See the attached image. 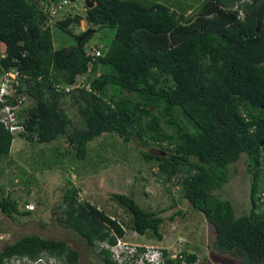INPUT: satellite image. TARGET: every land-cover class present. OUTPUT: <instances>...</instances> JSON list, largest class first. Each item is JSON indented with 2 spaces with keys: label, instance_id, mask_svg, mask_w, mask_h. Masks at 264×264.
I'll use <instances>...</instances> for the list:
<instances>
[{
  "label": "trees",
  "instance_id": "obj_1",
  "mask_svg": "<svg viewBox=\"0 0 264 264\" xmlns=\"http://www.w3.org/2000/svg\"><path fill=\"white\" fill-rule=\"evenodd\" d=\"M62 1L0 0V84L7 73L16 74L0 111L17 109L25 128L19 138L32 144L64 138L76 161H85L88 145L103 134L135 142L164 182L176 179L191 208L163 217L166 208L149 212L130 196L112 194L130 215L134 233L161 241L170 224L203 217L215 232L214 252L238 264H264V0H88L94 6H85L83 16L54 21L51 8ZM82 20L93 34L77 44L85 32L74 35L70 27ZM52 26L73 44L55 49ZM105 30L111 35L105 45L96 44L100 56L89 55L88 42L97 32L107 36ZM65 99L76 108L80 126L62 107ZM14 139L0 117V159L10 154ZM153 145L163 155L143 151ZM242 155L251 205L237 216L233 204L213 191L229 182V167ZM69 184L59 225L93 253L99 248L101 264H119L110 248L125 236L122 224L79 201V190ZM18 207L11 197H0L4 216L31 214ZM144 252L138 248L132 260ZM45 258L79 262L67 242L38 235L0 251V264ZM196 261L195 253L182 252L163 264Z\"/></svg>",
  "mask_w": 264,
  "mask_h": 264
},
{
  "label": "rangeland",
  "instance_id": "obj_2",
  "mask_svg": "<svg viewBox=\"0 0 264 264\" xmlns=\"http://www.w3.org/2000/svg\"><path fill=\"white\" fill-rule=\"evenodd\" d=\"M84 0H78L72 7H66L53 16L54 21L66 16L85 13ZM74 35L93 30L86 21L70 27ZM55 49L73 44L68 35L52 26ZM107 36L97 32L89 44L105 45ZM93 34V32L91 33ZM62 107L71 117L75 126H80L81 120L77 110L71 106L69 99L62 102ZM140 147L135 142L124 143L121 138L103 134L88 145V156L85 161H76L74 150L64 141V138L51 144H32L24 139H15L10 154L0 159V197L9 196L19 204V211H30L29 216L17 215L14 218L4 216L0 210V251L5 244L12 243L25 235H38L44 239L67 242L79 255L77 264H101L96 256L99 248L93 253L76 234L63 228L57 221L59 207L66 190L74 186L79 190V201H88L110 218L115 219L125 228V236L120 240L121 246L128 247L131 252L138 248L145 251H166L165 259H176L182 253L197 255L195 264H238L228 255L214 252L212 243L215 232L212 226L202 217L195 221L181 224L174 222L169 225L168 234L161 241L156 240L151 233L139 236L128 226L130 215L118 206L111 198L112 194H124L132 197L144 210L157 212L167 209L161 214L170 216L177 210L190 211V204L182 199L180 187L176 179L164 182L159 175L154 161H145L140 154ZM143 151L151 155H163L154 145ZM60 153V154H59ZM58 154L59 156H56ZM63 155V157H61ZM48 164L50 167L48 168ZM264 168V159L262 163ZM229 182L213 194L223 200L230 201L240 216L248 213L250 208V175L247 172V158H241L229 167ZM174 205L172 209L168 207ZM197 249V250H196ZM113 257L119 264H135L143 254L133 261L129 256H121L119 250H112ZM43 259L45 264H61L52 258ZM9 264H32L26 259L12 260Z\"/></svg>",
  "mask_w": 264,
  "mask_h": 264
},
{
  "label": "built area",
  "instance_id": "obj_3",
  "mask_svg": "<svg viewBox=\"0 0 264 264\" xmlns=\"http://www.w3.org/2000/svg\"><path fill=\"white\" fill-rule=\"evenodd\" d=\"M68 1H63V4L66 5ZM62 8V5H59L57 8H51V16L54 17L53 15L59 12V10ZM89 55L97 57L100 56V52L93 46H89ZM16 77V74L14 73H7L4 75V79L2 80V84H0V101L3 100V96H11L10 94L7 93V87L8 83H11L12 79ZM17 109L12 108L10 106H5L1 111H0V117H1V122L4 124L5 128L12 134V135H21L25 133V128L23 125H21L16 117V111ZM187 264V263H183Z\"/></svg>",
  "mask_w": 264,
  "mask_h": 264
},
{
  "label": "clouds",
  "instance_id": "obj_4",
  "mask_svg": "<svg viewBox=\"0 0 264 264\" xmlns=\"http://www.w3.org/2000/svg\"><path fill=\"white\" fill-rule=\"evenodd\" d=\"M63 1H68V3L66 5H64L63 4ZM63 1L60 4V5H62V8L60 10H62L63 8H66V7H72L77 2V1L76 2H71L69 0H63ZM84 2H85V0H84ZM83 5H84V7L86 6L85 4H83ZM72 8H74V7H72ZM60 10H59V12H60ZM85 11H86V8H85ZM88 45L89 46H93L97 50H99L95 44H89V42H88ZM12 136L15 139H18L19 138V135L18 136L17 135H12ZM19 139H21V138H19ZM111 219H113V218H111ZM123 230H124V233H125V228ZM117 240H118L117 241V244L114 247L110 248V250L111 251L112 250H116V251L119 250L120 251V254L122 255V257L123 256H129L130 259L132 260V256L135 254V252H131L128 247L121 246V241H120L121 239H117ZM112 253H113V251H112ZM142 254H143V256L140 258V261L139 262H137L136 260L135 261L132 260V261L135 262V264H163L164 263V257H163L162 251L159 252V251L151 250V251H145ZM29 262H31L32 264H45L43 262V260L42 261H40V260H37V261H29Z\"/></svg>",
  "mask_w": 264,
  "mask_h": 264
},
{
  "label": "water",
  "instance_id": "obj_5",
  "mask_svg": "<svg viewBox=\"0 0 264 264\" xmlns=\"http://www.w3.org/2000/svg\"><path fill=\"white\" fill-rule=\"evenodd\" d=\"M85 5L87 6L88 9H91V8L94 6V4L91 3V2H89L88 0H85ZM92 32H93V30L86 31V32H85V33L79 38V41L77 42V44H79V42H80L83 38L89 36Z\"/></svg>",
  "mask_w": 264,
  "mask_h": 264
},
{
  "label": "bare ground",
  "instance_id": "obj_6",
  "mask_svg": "<svg viewBox=\"0 0 264 264\" xmlns=\"http://www.w3.org/2000/svg\"><path fill=\"white\" fill-rule=\"evenodd\" d=\"M42 260V259H41ZM128 264V263H127Z\"/></svg>",
  "mask_w": 264,
  "mask_h": 264
}]
</instances>
